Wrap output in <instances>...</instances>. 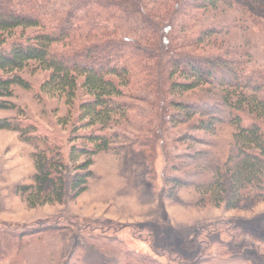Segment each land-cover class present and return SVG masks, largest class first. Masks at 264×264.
Masks as SVG:
<instances>
[{
	"label": "trees",
	"instance_id": "obj_1",
	"mask_svg": "<svg viewBox=\"0 0 264 264\" xmlns=\"http://www.w3.org/2000/svg\"><path fill=\"white\" fill-rule=\"evenodd\" d=\"M150 2L0 0V112L17 110L10 100L15 88L31 89L25 74L45 72L39 90L62 97L71 113L66 157L72 164L84 158L71 180L72 189L81 191L92 177L88 170L92 157L121 150L126 139L131 141L128 146H141L142 140L123 133L119 126V122L129 120L128 112L133 108L125 102L129 98L126 93L137 81L155 91L161 112L167 94L181 97L168 98L170 106L181 111L189 106L182 100L183 95L216 84L221 89L219 104L233 127L238 158L228 170L219 173L208 191L217 193V202H225L228 209L238 208L245 198L263 201L264 64L252 66L248 46L240 44L229 50L218 39L225 29L244 25L242 14L230 23L202 27L189 34L185 27L186 19L198 16L194 10L207 14L217 10L219 4L239 10L236 0ZM149 4L166 10L155 11L153 18ZM172 4L176 8L172 9ZM175 117L172 115L171 121ZM194 124L197 130L211 133V120L198 119ZM1 130H17L24 141L43 144L33 155L35 190L29 200L32 204L59 200L65 163L62 147L51 145L49 136L53 134L19 116L0 119ZM171 182L178 185L180 180L173 178ZM55 221L49 223L56 225L60 220ZM96 223H83L80 229L98 230ZM98 225L106 231L101 234L103 237L118 231L115 226ZM34 227L37 226H0L1 250L11 247L9 240L22 241L20 236ZM207 228V234L213 230L221 232L213 225ZM239 229L232 226L225 230L226 242L206 236L205 241L203 236L195 239L198 260L183 259L182 254L165 249L155 251L160 258L153 254L152 261L150 255L126 249L122 242H117L120 250L114 252L115 263L131 264L130 259H135L138 263L162 264L159 260L166 258L173 264H252L245 256L248 248L255 249V255L264 261V241ZM212 247L216 249L211 251Z\"/></svg>",
	"mask_w": 264,
	"mask_h": 264
},
{
	"label": "rangeland",
	"instance_id": "obj_2",
	"mask_svg": "<svg viewBox=\"0 0 264 264\" xmlns=\"http://www.w3.org/2000/svg\"><path fill=\"white\" fill-rule=\"evenodd\" d=\"M236 2L239 10L222 4L207 14L194 10L198 16L185 20L186 33L230 23L242 14L244 25L225 29L218 36L219 44L229 50L240 44L248 46L252 66L264 64V0ZM174 5L172 9L176 8ZM147 7L153 9V18L155 11L166 10L155 4ZM45 76L42 71L25 74L31 89L15 88L10 100L17 110L0 112V119L27 117L53 134L49 136L51 145L62 147L64 154L63 193L59 200L32 204L29 198L35 190L33 155L43 144L24 141L20 131L1 130L0 226L37 227L21 233L22 241L9 240L13 246L8 250L0 248V264H116L114 252L120 250L117 242H122L126 249L150 255L152 261L155 256L160 258L155 251L165 249L182 254L183 259L198 260L194 240L202 236L204 240L206 236L226 242L225 230L232 226H239L241 231L264 241V200L245 198L238 208L228 209L225 202H217V193L215 196L212 189L208 191L219 173L228 170L238 158L233 127L219 104L221 89L216 84L183 95L182 100L189 106L188 110H178L182 112L179 114L168 98L177 100L180 96L167 94L161 112L155 91L137 81L126 93L129 98H125L133 110L128 112L129 120L119 122V126L123 133L142 140L141 146L133 143L128 146L131 141L126 139L127 144L121 150L92 157L88 168L92 177L80 191L72 189L71 180L84 158L72 164L66 157L71 113L62 97L39 90ZM173 112L176 117L171 121ZM198 119L211 120V133L195 128ZM173 178L180 180L178 185L172 184ZM55 220L60 221L56 225L49 223ZM87 222H97L98 230L80 229ZM99 223L115 226L118 231L103 237L101 234L106 231ZM209 225L221 232L213 230L207 234ZM245 256L252 264H264L253 248H248ZM159 261L173 264L166 258ZM130 262L147 264L135 259Z\"/></svg>",
	"mask_w": 264,
	"mask_h": 264
}]
</instances>
